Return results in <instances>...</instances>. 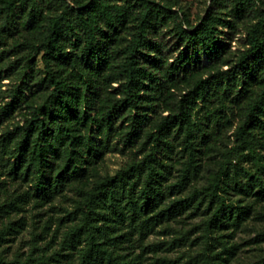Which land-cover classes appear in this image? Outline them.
<instances>
[{
  "label": "trees",
  "instance_id": "16d2710c",
  "mask_svg": "<svg viewBox=\"0 0 264 264\" xmlns=\"http://www.w3.org/2000/svg\"><path fill=\"white\" fill-rule=\"evenodd\" d=\"M63 1L65 8L49 19L44 38L31 44L33 50L43 52L38 84L46 92L43 99L32 106L30 116L23 123L4 134L5 141L17 137L10 172L32 176L33 194L51 198L63 189L66 181L85 175L88 164L97 159L104 144L99 138L102 127L110 130L113 119L121 117L126 123L124 145L133 146L143 133V146H148L149 150L141 160L128 164L114 175L99 178L83 192L84 197L75 211L79 220L66 233L67 241L81 246L80 264H132L112 247L113 240L122 236L107 230L113 215L121 222L128 219L143 233L196 202L199 205L205 202L209 213L204 220L205 263L220 264L218 253H211L212 228L228 224L229 220L238 225L250 212L248 205H235L225 196L229 164L222 163L208 185L195 187L186 198L160 207L166 192L163 155L171 147L169 135L173 132L187 158L178 180L168 188L171 192L186 189L198 172L197 140L207 134L199 117L198 102L206 104L209 95L218 94L222 88H231L233 84L238 85V96L244 98L253 91L256 82H264V69L260 71L264 67V8L259 9L257 21L247 30V47L235 63L228 69L218 67L207 75L196 76L179 91L173 107L142 132L148 121V110L155 106L152 102L166 94L169 81L184 80L193 69L214 63L223 56L228 43L220 27L232 29L235 21L208 10L192 25L190 16L183 10L178 12L157 0H135L141 7L137 23L131 35L114 49L116 36L127 17L126 7L111 0ZM4 2L13 7L24 0ZM256 5V0H236L234 16L242 17ZM172 12L179 20L173 49V53H177L166 63L161 44L153 39L152 32L157 15L167 16ZM66 35L73 38L75 45L69 51L61 45ZM111 47L120 57L115 76L116 90L121 97L109 106L100 120L93 112L94 102L98 95V78L107 65ZM58 62L69 66L68 72H63ZM28 75V71L25 72L22 84L12 90L2 117L14 112L24 101ZM207 114L212 116L216 111L208 110ZM257 127H264V87L252 98L236 131L239 146L248 149L258 167L254 172L242 169L245 182L234 177L235 186L241 192L264 200V155L254 141ZM122 200H125L124 206ZM254 264H264V257Z\"/></svg>",
  "mask_w": 264,
  "mask_h": 264
},
{
  "label": "rangeland",
  "instance_id": "374dc122",
  "mask_svg": "<svg viewBox=\"0 0 264 264\" xmlns=\"http://www.w3.org/2000/svg\"><path fill=\"white\" fill-rule=\"evenodd\" d=\"M111 1L127 9L125 23L113 45L115 49L131 35L141 7L135 0ZM157 1L178 12L185 11L190 16L192 25L197 24L211 10L219 16L232 18L235 27H220L226 33L223 37L228 43V49L219 60L193 69L184 80L169 81L166 94L152 102L155 106L148 110V121L142 132L151 128L155 120L173 107L179 91L196 76L207 75L218 67L228 69L235 63L247 47V30L257 21L259 9L264 8V0H256L257 5L252 10L237 17L233 12L236 0ZM64 8L63 0H24L13 7L6 6L4 0H0V264H80L81 246H73L67 241L66 233L79 220L75 211L84 197L83 192L91 188L99 178L114 175L128 164L141 160L149 150L148 146H143V133L133 146L124 145L126 123L123 118L118 117L113 119L110 130L103 126L99 132V138H102L104 144L97 159L88 164L85 175L66 181L63 189L53 197L35 196L31 189L32 176L26 177L20 173L14 175L10 172L17 137L5 141L4 134L23 123L30 116L32 106L40 102L46 92L38 84L41 76L39 70L43 67V52H36L31 44L44 38L49 19L60 14ZM178 23L174 12L167 16L157 15L152 37L161 44L166 63L177 53H173V49L178 38ZM73 41L70 35H66L62 38L61 45L69 51L75 48ZM114 49L111 47L107 65L98 78V95L95 97L93 112L100 120L105 117L109 106L121 97L116 90L118 83L115 76L120 57ZM60 68L65 73L70 69L62 63ZM263 69L261 67L260 71ZM27 71L29 75L25 81L28 86L24 91V101L14 112L2 117L12 90L17 84H22V75ZM263 87V81L256 82L253 91L243 98L237 94L238 85L233 84L231 88H222L218 94L209 95L206 104L198 102L201 109L199 117L207 134L197 140L198 172L186 189L171 192L168 188L178 180L180 169L187 158L180 140L173 132L169 135L171 147L163 155L166 164L163 169L166 175L163 187L166 192L159 203L160 207L170 206L175 200L186 198L195 187L208 185L222 163L229 164V186L225 196L235 205H248L250 212L238 225L229 220L228 224L212 228L210 235L214 239H209L211 253H218L220 258L217 261L220 264H254L264 257V200L241 192L234 183L235 176L246 181L242 169L254 172L258 167L248 154V149L239 146L236 131L244 119L247 106ZM208 110L216 111V114L209 116ZM254 141L257 149L264 155V127H257ZM124 203L125 200H122L123 206ZM204 203L190 204L178 214L164 219L143 233L128 219L121 222L113 215L107 230L109 233L114 231L113 235L122 236L113 240L115 243L112 247L123 259L132 261V264H206L203 255L207 240L204 220L209 213L205 210Z\"/></svg>",
  "mask_w": 264,
  "mask_h": 264
}]
</instances>
